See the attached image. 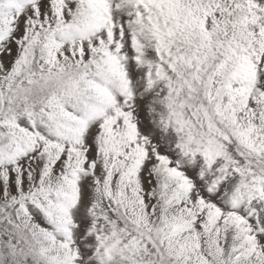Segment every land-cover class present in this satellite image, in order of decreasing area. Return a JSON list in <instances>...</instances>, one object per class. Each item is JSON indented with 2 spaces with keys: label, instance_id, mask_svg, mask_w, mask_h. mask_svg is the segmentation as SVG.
Returning a JSON list of instances; mask_svg holds the SVG:
<instances>
[{
  "label": "snow or ice",
  "instance_id": "obj_1",
  "mask_svg": "<svg viewBox=\"0 0 264 264\" xmlns=\"http://www.w3.org/2000/svg\"><path fill=\"white\" fill-rule=\"evenodd\" d=\"M0 264H264V0H0Z\"/></svg>",
  "mask_w": 264,
  "mask_h": 264
}]
</instances>
